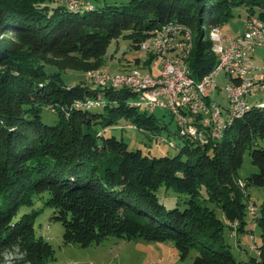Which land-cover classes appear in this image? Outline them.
Wrapping results in <instances>:
<instances>
[{
	"label": "trees",
	"instance_id": "trees-1",
	"mask_svg": "<svg viewBox=\"0 0 264 264\" xmlns=\"http://www.w3.org/2000/svg\"><path fill=\"white\" fill-rule=\"evenodd\" d=\"M95 5L0 0V262L8 251L16 252L18 264L56 259L54 246L35 228L43 210L35 204L42 202L52 209L51 218L62 223L65 244L87 247L112 235L143 237L174 241L182 258L194 250L193 264H264V201L252 214L254 227L246 218L252 201L246 188L264 187V146L259 147L264 107L253 106L235 119L216 144L194 146L185 138L177 155L156 157L94 129L121 118L133 120L142 131L158 125L153 115L139 111L130 88L95 86L87 78L106 66L114 38H130L140 47L155 29L176 22L195 29L187 62L191 74L201 79L218 62L210 27L229 21L236 8L264 21V0ZM154 57L143 66L152 72ZM123 65L132 68L129 61ZM134 65L142 66L141 59ZM67 70L83 72L85 79L68 83ZM95 105L104 112L92 113ZM45 110L57 115L54 123L43 120ZM247 150L258 172L242 180L237 175ZM163 185L188 193L183 208H165L157 193ZM202 187L226 221L201 202ZM25 206L32 210L21 213ZM227 225L239 244L240 233L254 239L260 228L255 255L239 260L233 254L224 237Z\"/></svg>",
	"mask_w": 264,
	"mask_h": 264
},
{
	"label": "rangeland",
	"instance_id": "rangeland-1",
	"mask_svg": "<svg viewBox=\"0 0 264 264\" xmlns=\"http://www.w3.org/2000/svg\"><path fill=\"white\" fill-rule=\"evenodd\" d=\"M56 1L61 5L64 4L59 0ZM89 1L93 2L94 6L97 4L98 7H103L105 4H123L130 0ZM246 18H248V11L246 9H234L233 16L230 20L221 24L222 33H231L235 35L242 32L245 29ZM193 30L195 32L194 28ZM151 56L152 55L147 50H144L141 47H135L132 39L120 36L119 38H114L112 40V43L107 51V64L99 69H109L110 71L115 72L125 71L126 69L123 70V68L126 67L128 70L130 69V66L123 65L124 63L129 61L131 67L134 68L135 59L139 58L142 61V66L137 67H140L141 70L150 71L148 67L143 66L147 61H149ZM253 60L254 64L258 67L264 66V46L256 47L253 52ZM150 67L153 69L154 74L158 73L160 70V59L158 57H154ZM93 71L90 73V76H92ZM256 75L261 77V73H256ZM63 76L68 79V83H70L69 81L71 80L73 83H76L82 82L85 79V74H83V72L74 70H67L63 73ZM227 81L228 78L224 73L218 77V93L220 96L218 95L216 99L223 105H228V99L224 90ZM247 98L252 104L264 101V91L258 90L255 95H248ZM90 111L92 113H101L104 112V107L95 105V107H92ZM139 111L146 112L148 115H153L158 128L155 130L145 129L142 131L135 126L136 124L133 120L121 118L113 125L103 126L101 124H97L94 126V129H99L101 132L103 131L107 137L117 136L128 143L131 149H141L145 154L156 157L177 155L185 144V138L177 134L178 125L171 112L162 107H158L154 111H146L143 105H140ZM42 116L43 120L48 123H54L57 117L56 114L47 110L42 113ZM190 140L196 142L194 143V146L200 144L195 139ZM219 141H212L208 143V145L211 146ZM205 145L206 144H203L202 146ZM263 146L264 141H259V147ZM255 172H258V167L252 162L250 151L247 150L245 151L243 157V163L238 169L237 176L239 179L246 180L248 176ZM246 189L250 199L256 203L258 208L264 201V187L252 185L248 186ZM157 193L160 201L167 209L177 206L183 208L185 206V201L189 198L188 193L176 191L172 187H167L165 185L161 186ZM199 197L204 205H208L209 207L215 209L217 215L224 219L221 208L214 202H210L208 200V195L204 187H202ZM35 207L43 208V210H41L36 217L35 228L37 236H43L54 246L56 250V259L51 261V264H193V260L196 255V252L192 250L186 258H182L174 241L147 240L143 237L129 239L125 236L112 235L100 244H92L87 247L78 244H65L63 242L64 227L61 222L55 221L51 218L52 209L45 206L42 202H37ZM31 210L32 209L30 207L25 206L21 208V213ZM255 216L256 215L249 213L246 217L249 221L248 226L251 228L254 227L251 220L252 217ZM254 236V239H250L249 233H240L239 239L241 242L239 244L236 235L232 234V229L228 225L225 226V240L231 245L233 254L239 260H247L250 256L256 254L253 242L257 244L261 243V231L259 227L255 229ZM239 245L242 248H240ZM18 257L19 256L15 251H8L0 264H18V261H16Z\"/></svg>",
	"mask_w": 264,
	"mask_h": 264
},
{
	"label": "built area",
	"instance_id": "built-area-1",
	"mask_svg": "<svg viewBox=\"0 0 264 264\" xmlns=\"http://www.w3.org/2000/svg\"><path fill=\"white\" fill-rule=\"evenodd\" d=\"M59 1L66 6L94 4L89 0ZM165 25L168 23L155 29L140 45L156 57L161 51H173V59L160 65L157 78H148L143 73L116 74L115 71L107 69L102 75L88 76V81L100 87L130 88L135 93L132 100L151 104L155 109L162 107L169 110L177 122L178 135L208 145L214 141V134L220 129L222 112L247 104L251 102L248 95L253 96L258 90L264 91V72L261 78L251 77V70H260L253 60L256 48L246 47L247 39L262 40L264 46V22L258 18H246L245 29L235 35H219L218 30L217 67L210 73L209 78H202L199 85L190 84L185 55L180 53L181 44L189 42L187 36H182V29L186 28L175 27V33L164 34ZM235 64H244L246 73H237ZM220 67H228V81H235V88H228V81L224 87L226 97H231V104L228 105H223L216 99L220 94L218 89H214V81H218ZM199 88H207L208 96H199ZM86 102L94 100L89 99ZM255 209V204L250 201L248 211L255 214Z\"/></svg>",
	"mask_w": 264,
	"mask_h": 264
},
{
	"label": "bare ground",
	"instance_id": "bare-ground-1",
	"mask_svg": "<svg viewBox=\"0 0 264 264\" xmlns=\"http://www.w3.org/2000/svg\"><path fill=\"white\" fill-rule=\"evenodd\" d=\"M70 8H86L91 9L94 7L93 4L90 5H78V6H69ZM248 18H258L257 16H248ZM259 19V18H258ZM261 20V19H260ZM262 21V20H261ZM182 25L177 24L176 22H169L168 25L164 26V34H172L175 33V27H180ZM186 29H182V36H187V39H189V42H186L185 44H181L180 46V53L181 55H185V63L187 68V76L188 80L191 85H199V82H201L202 78H209V75L211 72H214L217 64L210 70L208 73L204 74L201 79H196L190 72L189 66H188V57H190V54L193 51L194 45H195V32L192 27L190 26H182ZM219 30V35H227L222 33V28L220 24H214L209 29V37L212 41V47L214 52L217 54V48H216V39H217V33ZM258 46H262V40H256V39H247L246 40V47L248 48H256ZM158 58L160 59V65H165L168 60L173 59V51H161L158 55ZM260 70H251V77L254 78H261L263 77L264 72V66L258 67ZM106 70H100L99 68L94 70L92 73V76H99L102 75ZM235 71L237 73H246V66L244 64H235ZM116 74H141L145 75L148 78H157L158 73H153L152 71H146L141 70L140 67H134L130 69H126L125 71H118L115 72ZM224 73L225 76H228V67H220L218 68V77ZM256 73H261V77L259 75H256ZM218 81H214V89H218ZM228 88H235V81H229L228 82ZM199 96H208V89L207 88H199ZM228 104H231V97H227ZM92 102L88 105H91ZM135 104L138 106L143 105L145 107V110L147 111H154L155 108L151 106V104H143L139 101H135ZM225 104V103H224ZM253 106L258 107H264V101L261 102H255L252 104L251 102H248L247 104H242L237 108H230L222 112V121L220 122V129L216 134H214V142L219 141L223 139L224 133L226 129L229 127L230 123L233 122L235 118H240L245 115V113L250 110ZM183 137V135H180ZM256 206V205H255ZM258 208L256 206L255 213L257 212Z\"/></svg>",
	"mask_w": 264,
	"mask_h": 264
}]
</instances>
